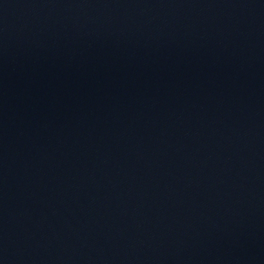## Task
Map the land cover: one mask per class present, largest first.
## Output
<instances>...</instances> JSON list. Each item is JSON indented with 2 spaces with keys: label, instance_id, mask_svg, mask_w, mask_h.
Here are the masks:
<instances>
[{
  "label": "water",
  "instance_id": "95a60500",
  "mask_svg": "<svg viewBox=\"0 0 264 264\" xmlns=\"http://www.w3.org/2000/svg\"><path fill=\"white\" fill-rule=\"evenodd\" d=\"M0 264H264V248L103 191L0 140Z\"/></svg>",
  "mask_w": 264,
  "mask_h": 264
}]
</instances>
